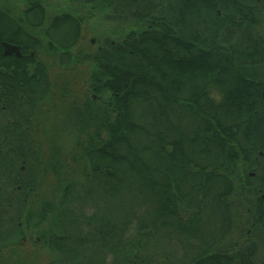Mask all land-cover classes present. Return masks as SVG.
<instances>
[{
	"label": "trees",
	"instance_id": "1",
	"mask_svg": "<svg viewBox=\"0 0 264 264\" xmlns=\"http://www.w3.org/2000/svg\"><path fill=\"white\" fill-rule=\"evenodd\" d=\"M27 1L19 18L0 8V92L19 93V102L29 105L27 117L12 116L0 134V172L22 162L6 169L14 174L13 188L0 198L21 209L11 222L22 218L43 166L31 137L35 100L50 89L38 56L40 36H47L49 53L63 49L58 55L64 64L78 31L74 21L72 38H51L53 23L70 16H56L41 30L42 2ZM109 1L136 9L138 21L147 18L142 9L149 0ZM182 2L181 18L184 9L196 12L203 3ZM214 7L205 6L201 30L179 29L166 16H154L149 28L104 39L86 55L92 64L89 101H101L88 113L89 127H80L86 134L77 156L88 169L64 184L57 203L43 200L25 217L36 218L33 225L49 221L38 238L56 254L51 264H256L251 250L226 240L235 216H264V13L256 0H221V16ZM3 41L18 45L21 56L3 55ZM101 199L111 201L112 210L86 209ZM238 234L242 240L245 230ZM158 243L163 249L153 250Z\"/></svg>",
	"mask_w": 264,
	"mask_h": 264
},
{
	"label": "rangeland",
	"instance_id": "2",
	"mask_svg": "<svg viewBox=\"0 0 264 264\" xmlns=\"http://www.w3.org/2000/svg\"><path fill=\"white\" fill-rule=\"evenodd\" d=\"M39 1L42 2L44 9V26L41 30L48 29L56 16L71 15L73 21L70 18L53 23L49 36L60 41L72 38L76 26L74 21H77V40L68 50L69 58H72L64 56V64H61L58 53L63 52V49H59L57 54L49 53L45 42L47 36H40L42 50L38 56L47 67L50 89L43 99L35 100L36 105L31 118L34 127H32L33 134L30 135L33 138V150L43 163L42 172L39 186L27 198L26 205L22 209L21 219L16 217L14 222H11V217L17 215L21 209H17L18 204L16 205L13 200L7 203L0 199V264H51L56 258V254L47 247L44 240L38 238V233L48 231L49 221L33 225L37 219L31 218L27 221L25 217L29 212L39 209L43 200L57 203L64 184L70 180L81 179L83 172L88 169L84 158L77 156L80 152L78 143L86 134V131H82L80 127L86 129L89 127L91 120L88 113L99 110L98 104L101 101L96 99V103L91 104L89 101L91 95L89 75L92 64L86 61V55L93 52L104 39L121 38L129 30L139 27L132 18L133 15L130 17L122 15L123 8L129 6L124 1H119L121 5L119 7L112 1H109L107 7L102 1L100 3H92L89 2L90 0ZM27 6V0H0V8L17 18L24 13ZM33 18L38 19V17ZM66 43L64 41L63 45ZM9 94L10 97L12 96L10 101L14 107L11 118L12 116L18 118L20 112L24 118L27 117L28 102L23 103L24 105L20 103L18 107L20 94L11 91ZM4 119V112L0 111V134L5 125ZM5 147L6 145H3L2 148ZM5 153H3L4 157L14 159L12 153ZM21 163L20 159H16L9 168L13 169L14 165L18 168ZM6 167L5 169L1 167L0 172V198L9 194L13 188L11 180L14 174L11 169V172H8L9 168ZM92 205L99 206L102 213L112 210L111 206H113L111 201L101 199L87 205L86 209L88 210ZM233 232L232 230L226 242L235 238L236 234L234 233L233 236ZM149 249L152 250V247ZM156 249H163L160 243L153 248ZM260 255L262 256V253Z\"/></svg>",
	"mask_w": 264,
	"mask_h": 264
},
{
	"label": "flooded vegetation",
	"instance_id": "3",
	"mask_svg": "<svg viewBox=\"0 0 264 264\" xmlns=\"http://www.w3.org/2000/svg\"><path fill=\"white\" fill-rule=\"evenodd\" d=\"M105 6H109V0H101ZM150 5L149 7H146L142 9V14H146L147 18H143L141 21H138L137 17L133 15L136 13V9H125L122 11L123 16L130 17V15L134 16L132 17L135 19L136 23L138 24L139 28L147 27L149 28L152 24V18L154 19V16L156 17H164L166 16V20H170L176 28L179 29H191V30H201L203 26L200 23L201 16L205 14V6L207 4L212 3L214 7V13L217 16H221L222 14V9L220 7V1L221 0H200L203 1V3L198 2L197 4L198 9L196 12H191L190 7H187L184 9L182 16L185 18L179 17L178 10H180L179 7H182L185 5V3L182 2V0H149ZM257 1V11L259 13H264L263 9L261 8V5L263 4V0H256ZM145 6V4H142ZM139 9V11H140ZM183 9V8H181ZM232 9V8H231ZM235 12V13H234ZM233 16L235 17V25L237 26L239 22V16H237L238 9L234 8L233 11ZM241 14H244V11L241 10ZM136 15V14H135ZM70 18H73V16L69 15ZM182 22L183 25L180 23ZM263 30H264V24L260 25ZM170 28L172 26L170 25ZM259 28V29H260ZM20 51V48H19ZM14 55L15 54H11ZM21 56V52L19 57ZM17 57V56H15ZM262 98L264 99V88L262 91H260ZM0 111L4 112V121H5V127L10 126L12 124L11 120V112L14 111V107L12 102L10 101L11 97L10 94L7 91H1L0 92ZM19 102V101H18ZM5 103V104H4ZM20 102L17 104L19 107ZM263 152L260 153L262 157V167L259 169V172L262 174V179L264 183V104H263ZM248 175L250 177L255 175L254 171H249ZM264 189V186H263ZM263 198V212H264V192L262 195ZM233 229V236L235 235V240L233 242L235 248H240L244 247L245 249L251 250L250 251V257L252 254V258H250V261H255L256 264H264V216L263 217H258V216H251V217H243V216H238L234 218V225L232 226ZM240 230H245V236L243 237L242 240H238L239 238V231ZM232 232V231H231ZM235 233V234H234ZM262 253V256L260 255ZM253 259V260H252Z\"/></svg>",
	"mask_w": 264,
	"mask_h": 264
},
{
	"label": "water",
	"instance_id": "4",
	"mask_svg": "<svg viewBox=\"0 0 264 264\" xmlns=\"http://www.w3.org/2000/svg\"><path fill=\"white\" fill-rule=\"evenodd\" d=\"M2 54L5 56L15 54V56L19 57L20 55L19 46L3 41L2 42Z\"/></svg>",
	"mask_w": 264,
	"mask_h": 264
}]
</instances>
